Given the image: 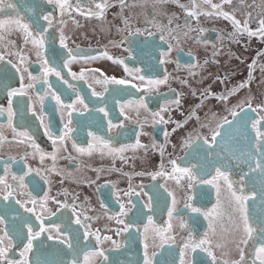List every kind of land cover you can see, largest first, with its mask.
Instances as JSON below:
<instances>
[{
  "label": "flooded vegetation",
  "instance_id": "flooded-vegetation-1",
  "mask_svg": "<svg viewBox=\"0 0 264 264\" xmlns=\"http://www.w3.org/2000/svg\"><path fill=\"white\" fill-rule=\"evenodd\" d=\"M65 1L0 0V264H264V4Z\"/></svg>",
  "mask_w": 264,
  "mask_h": 264
},
{
  "label": "rangeland",
  "instance_id": "rangeland-1",
  "mask_svg": "<svg viewBox=\"0 0 264 264\" xmlns=\"http://www.w3.org/2000/svg\"><path fill=\"white\" fill-rule=\"evenodd\" d=\"M69 1H71L72 2V0H67V1H65V2H69ZM151 3H154L153 2V0H151L150 1ZM243 2L246 4V0H243ZM253 4H264V0H255V1H253L252 2V4L251 5H253ZM65 7H68L67 6V4L65 5ZM65 11H66V8H65ZM119 11H126V10H124V9H121V10H119ZM118 12V11H117ZM256 13H258V14H262V15H264V9L263 10H260L259 12H256ZM116 14V13H115ZM115 14H113V15H107L106 16V19L104 20V21H106V20H108V21H113V23H117L118 21H117V19L119 18V15H115ZM10 21V18L9 19H6V20H4V19H0V22H2V23H4V22H6V21ZM95 21V20H94ZM115 21H117V22H115ZM85 22H90L89 20H85L84 22H82L80 25L81 26H83L84 27V24H85ZM96 24H97V22H96ZM0 27H2L1 26V24H0ZM99 33V32H98ZM165 36H168V35H166V34H164ZM10 38V36L8 35V36H6L4 33H2V31H1V33H0V39L1 40H3V41H5V40H8ZM90 42H89V44H91L92 43V45H95V44H98L99 46H103V45H109V42L110 43H112L110 40H108V38L106 39V38H104L103 40H98L95 36H92L91 37V39L89 40ZM113 44V43H112ZM114 46H116L115 44H113ZM104 47V46H103ZM8 50L10 51V52H14V54H15V56L17 55V52H15L14 51V49L12 50V48H8ZM17 57V56H16ZM18 58V57H17ZM208 66H211V67H218V65H209V64H207ZM222 87H215V89L216 90H218L219 91V89H221ZM234 235H236V238L237 237H240V236H242L243 235V233H242V228H240V226L239 225H236L235 227L233 226V223H231V225L230 226H227L226 228H225V231H224V236H228V237H232V236H234Z\"/></svg>",
  "mask_w": 264,
  "mask_h": 264
}]
</instances>
